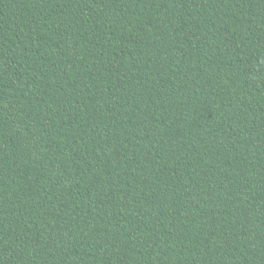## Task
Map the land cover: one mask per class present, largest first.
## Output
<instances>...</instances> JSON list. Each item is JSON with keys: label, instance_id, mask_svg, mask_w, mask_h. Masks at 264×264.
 Here are the masks:
<instances>
[{"label": "trees", "instance_id": "1", "mask_svg": "<svg viewBox=\"0 0 264 264\" xmlns=\"http://www.w3.org/2000/svg\"><path fill=\"white\" fill-rule=\"evenodd\" d=\"M0 264H264V0H0Z\"/></svg>", "mask_w": 264, "mask_h": 264}]
</instances>
